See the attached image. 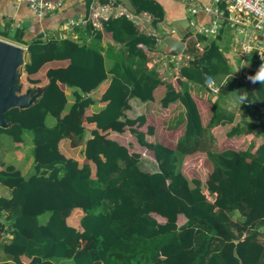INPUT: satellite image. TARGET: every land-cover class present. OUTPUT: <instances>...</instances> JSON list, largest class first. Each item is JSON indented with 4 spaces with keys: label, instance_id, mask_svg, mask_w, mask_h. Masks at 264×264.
Returning a JSON list of instances; mask_svg holds the SVG:
<instances>
[{
    "label": "trees",
    "instance_id": "obj_1",
    "mask_svg": "<svg viewBox=\"0 0 264 264\" xmlns=\"http://www.w3.org/2000/svg\"><path fill=\"white\" fill-rule=\"evenodd\" d=\"M128 2L135 11H147L160 22L165 18L160 0ZM101 26L78 30L79 42L68 37L44 39L40 32L29 36L22 28L11 32L10 25H0V36L25 47L27 64L67 60L66 66L48 68L45 76L72 88L71 103L50 126L46 124L49 112L41 100L4 114L12 124L0 128V135L9 143L20 142L24 133L32 138L31 174L24 177L13 165L1 163L0 185L9 190L7 197L0 196V216L4 214L0 244L6 258L12 264H24L23 255L32 264H264V141L245 149H217L211 130L232 122V114L215 100L203 124L188 90V82L203 85L210 77L219 83L235 71L213 43L201 52L192 48V59L179 69L185 82L179 90L166 83L160 99L162 107L174 101L183 105V118L175 122L185 120L183 132L173 148L150 142L138 130L145 116L129 117L126 110L131 98L153 100L160 79L153 68L146 67V53L138 45L151 50L155 38L138 32L124 15L110 16ZM103 32L110 34L115 45H101ZM101 53L111 60L108 69L96 64ZM249 61L252 67H245L249 80L228 78L225 93L264 108V83L250 79L260 70L254 67L255 53ZM107 74L109 84L101 95L105 105L86 117L96 125L86 149L94 164L96 185H91L90 165L66 157L58 143L69 138L71 146L82 143L85 147L83 114L94 103L89 93ZM254 126L236 123L226 136L250 132ZM126 127L151 151V169L138 153L106 137L108 131L121 133ZM195 154H203L211 164L204 179L188 178L182 171L186 157ZM75 208L83 211L81 231L66 222ZM178 216L185 218L181 225H177ZM4 229L11 235L8 242L1 235ZM81 236L92 239L90 247L79 246L76 240Z\"/></svg>",
    "mask_w": 264,
    "mask_h": 264
},
{
    "label": "crops",
    "instance_id": "obj_2",
    "mask_svg": "<svg viewBox=\"0 0 264 264\" xmlns=\"http://www.w3.org/2000/svg\"><path fill=\"white\" fill-rule=\"evenodd\" d=\"M165 6V18L163 21H159L155 16L147 11H135L133 7L130 5L128 0H118V4H121L123 7L127 9L132 14H145V17H148L147 26L155 32V35H150L155 38V42L153 48L147 49L146 53L147 60L145 62L146 67L153 68L160 79V82L153 90V100L148 101H139L136 98H131L129 100L130 107L126 110V115L129 117H136L143 115L145 116V123L139 126L138 130L144 133V137L146 140L150 142H159L165 146L173 148L176 144L177 138H171L170 132L175 131V127H169L170 129L174 128V130H168L169 132H165L160 127L159 118L164 117L171 124H174V121L180 120L183 118L184 107L179 101H174L169 103L166 107H162L160 104V99L162 98L166 83H171L176 90L181 88L183 82H185L184 77H174L175 68L186 65L190 59H192L193 55L190 50L193 48L196 52H201L203 48H206L209 44L213 43L218 51L223 55V58L227 61L228 65L235 71L236 75L225 76L220 80L219 83H216L218 87L227 85L226 91L228 89L227 79L230 77L238 75H244L245 80H249V74L245 67H252V64L249 62V57L251 54H256L255 51H250L247 56H243L240 48V44L237 40V36L240 39V35L235 31L234 27L228 24L222 25L221 31L217 36H204L201 34L196 35L198 41V48L195 47L194 43L190 42L189 46L184 45V49L181 53H173L175 55L174 58L169 60L170 55L172 53H164L163 41H159V37L168 36L167 31L169 28L174 27L175 37L183 41L185 38L190 37L193 39V35L195 34L194 28L189 24V20L192 15L189 13L187 9V5L182 0H160ZM197 3L202 5H213L214 0H195ZM88 5V4H87ZM85 6V3H77L74 0L66 1L63 9L55 14L47 15L45 17H36L27 7L25 2H19L18 0H0V25L7 27L10 25L9 31L13 32L15 28H22L25 30L26 35H34L36 33H41L44 39H59L61 37H68L70 39H74L76 41H81L82 39L79 35L80 31H75V34H71L68 36H63L64 32L60 29V24L62 20L70 15L78 14ZM114 13V12H112ZM197 23H208L211 16L198 13L195 15ZM129 19V18H128ZM176 19H181L182 22L187 23L191 29L189 31H180L173 24L172 21ZM133 22L136 30L140 32L137 28V21L135 19H129ZM136 21V22H135ZM159 21V22H158ZM67 35V34H66ZM147 35V34H146ZM163 39V38H162ZM200 39V40H199ZM85 41L89 42V36L85 37ZM108 44L115 45L110 39V34L108 32L102 33V42L101 45L106 48ZM143 45V44H139ZM138 45V46H139ZM22 46V45H21ZM24 47V46H23ZM117 47V46H116ZM140 47V46H139ZM25 48V47H24ZM143 49V48H142ZM188 49V52H186ZM100 60L98 63L99 67L109 68L111 64V60L108 59L104 53L100 54ZM257 56V54H256ZM165 60L167 62H172V68L164 66ZM162 63L161 65L159 64ZM264 62V61H263ZM68 64L67 60H52L42 64H27L25 61L19 67V84L21 88H19L20 93H24L29 88L43 87L41 94L38 97V100H41L44 106L47 108L49 112V116L46 119V124L48 126L52 125L55 121L54 117L61 113L65 107H68L72 101L71 92L72 88L65 87L63 84L57 82L54 79H47L45 76L46 70L48 68H57L63 67ZM175 64L177 65L175 67ZM163 65V66H162ZM171 68V69H169ZM171 72L173 75L168 77V73ZM237 72V73H236ZM180 75V74H179ZM38 79L39 82L37 84H31L27 81V79ZM173 78V81L171 80ZM180 79V83L178 82ZM243 79V77H242ZM110 80V74H107L106 78L93 90L89 93V96L93 99L94 103L89 105L83 114L82 125L85 127V147L84 144H77L76 146L70 145L69 138H62L58 147L62 154L66 157H72L76 159L80 164L88 163L91 167L92 175L90 176L89 182L91 185H96L94 182V164L89 160L86 149L88 148L91 142L90 131L96 129V125L94 122H88L86 120L87 116H90L93 112L98 111L105 105V102L101 100V95L107 88ZM244 80V79H243ZM172 81V82H171ZM175 81V83H174ZM188 90L198 108L200 116L202 118L203 124H206L211 115V102L217 100L220 106L227 111V113L232 114V122H227L225 124L216 125L212 128L213 134V142L214 146L221 150L224 148L231 149H245L250 143H255V146L264 141V108H254L247 103H241L235 99V96L228 93H223L221 96L217 97L215 94L210 93V91L205 87V85H199L194 82H188ZM206 93L207 99L209 101L208 109L205 108L204 105H201L200 100L202 99V95ZM225 91V90H224ZM225 91V92H226ZM198 95L196 98L195 95ZM176 116V117H175ZM204 119H207L204 121ZM182 126V131L184 127L185 120H181L180 122ZM236 123L244 126H247L248 123L255 125L253 129L246 134L239 133L232 137H227L226 132L234 126ZM247 123V124H246ZM149 127V128H148ZM151 130V131H150ZM175 133V132H174ZM134 137L132 133L129 131V127H126L125 130L121 133L108 131L106 137L115 140L120 145H123L129 150V137ZM137 144V139L134 137ZM220 144H224V146H220ZM140 145V144H139ZM32 148V138L28 133H24V137L20 142L9 143L8 139L5 135H0V170L2 169L1 163L13 165L20 173L26 177L32 173V157L30 155V151ZM130 151V150H129ZM203 159L205 156L200 154ZM209 169L210 172L212 167L210 162ZM147 166V163H146ZM9 195V190L3 185H0V196L7 197ZM83 215V211L79 208H75L71 214L66 218V222L68 225L74 227L75 229L81 231L82 228L79 224L80 217ZM3 215L0 216V222L4 221ZM156 219L159 222H164V219L158 215H155ZM237 218H240L236 214ZM40 220H45V217H40ZM185 218L183 216H178L177 225L183 224ZM2 237L6 242L9 241L11 235L7 230H3L1 232ZM76 242H78L81 248H88L91 245L92 239L85 237H78ZM20 260L24 264H32L30 263V258L26 256H21ZM0 263H10L12 262L6 258L2 250V246L0 244ZM42 262L41 264H44ZM37 264V263H34ZM46 264H52L51 262H47Z\"/></svg>",
    "mask_w": 264,
    "mask_h": 264
},
{
    "label": "built area",
    "instance_id": "obj_3",
    "mask_svg": "<svg viewBox=\"0 0 264 264\" xmlns=\"http://www.w3.org/2000/svg\"><path fill=\"white\" fill-rule=\"evenodd\" d=\"M25 2L28 9L36 17H45L61 11L68 0H18ZM77 3H86L84 8L74 15L65 17L60 29L64 32L63 36L75 34L77 30L85 29H101V22L110 16L115 17L124 15L127 18L135 19L138 30L147 35H155L146 24L148 17L142 13L139 15L132 14L118 0H74ZM186 5L192 17L189 24L194 28L195 34L193 39L187 37L183 40L185 46L194 43L198 48L196 35L217 36L222 29V25L228 24L234 27L235 31L240 35L237 40L240 44L243 56H247L250 51L257 54V62L254 67L260 69L264 66V0H214L213 5H202L195 0H182ZM114 12V13H112ZM202 13L211 16L208 23H197L195 15ZM167 31L168 36L175 37V28L171 27ZM67 34V35H66ZM163 38L159 37V41ZM177 38V37H176ZM145 52H148L144 45H139ZM170 59L175 55L169 54ZM177 78V77H176ZM205 87L211 92L218 91V85L210 77H206L204 81ZM186 161V159L184 160ZM198 161L201 158L198 157Z\"/></svg>",
    "mask_w": 264,
    "mask_h": 264
},
{
    "label": "water",
    "instance_id": "obj_4",
    "mask_svg": "<svg viewBox=\"0 0 264 264\" xmlns=\"http://www.w3.org/2000/svg\"><path fill=\"white\" fill-rule=\"evenodd\" d=\"M180 31H189L191 27L181 19L172 21ZM164 53H181L184 43L172 36H165ZM25 48L21 45L0 39V128L9 127L12 122L4 117L11 108L26 109L38 101L43 87L29 88L24 93L19 91V67L24 62ZM180 83V79H178ZM215 195L211 196L214 199Z\"/></svg>",
    "mask_w": 264,
    "mask_h": 264
},
{
    "label": "rangeland",
    "instance_id": "obj_5",
    "mask_svg": "<svg viewBox=\"0 0 264 264\" xmlns=\"http://www.w3.org/2000/svg\"><path fill=\"white\" fill-rule=\"evenodd\" d=\"M0 39L15 43L14 41L6 39V38H4L2 36H0ZM15 44L20 45L19 43H15ZM24 53H25V51H24ZM171 63L172 62H167V60H165V63L163 65L164 66L168 65L169 67L172 68V64ZM159 64L161 65L162 63L159 62ZM176 66L177 65L175 64V67ZM181 66H183V65H181ZM181 66L175 68V72H174L175 74L174 75H173V73L169 72L168 73V77H171L172 75H173V78L174 77H181L179 75V69H180ZM171 68H169V69H171ZM232 75H233V73H232ZM233 77H235V76H233ZM242 77L245 80V77H244L243 74L242 75H238L237 78H240L242 80ZM173 78L171 79L172 81H173ZM174 83H175V81H174ZM226 88H227V85H224L223 87H221V93H225ZM219 90H220V87H218V91ZM218 91L217 92H211L210 91V93L213 94V96H214V94L217 96L218 95ZM204 92L205 91H203L202 99H199V100H200L201 105L205 106V108H203V109H208L207 106L209 105V101H206L207 96H206V93H204ZM197 96L198 95L196 94L195 97L198 98ZM263 118H264V116H263ZM206 120L207 119H204V121H206ZM158 121L161 122V123H159V125L162 128V130H164L165 132H169L168 130H174V128L170 129L169 127H175V131H171L170 132V137L171 138H175L176 139L183 132L182 131V126L180 125L181 121L178 124H175L176 121H174V124H171V123H168L170 120L168 121L164 117L159 118ZM246 133H249V132H246ZM246 133H243V134H246ZM126 137L127 138L129 137V140H128L129 150L131 152L138 153L140 155V157L147 163V167L149 169H151L152 168V163H153V157H152L151 151H149V150L145 149L143 146L137 144L135 139H134V137H130V135H128V134H127ZM221 146H224V144H220L219 147H221ZM199 157L201 158V161H198V154H195L194 156L186 157V161H184V163L181 164L182 171H183L184 175H186V177L191 178V177L197 176V177H199L201 179H204L206 177L207 173L209 172L208 171L209 163L207 162L206 158L203 159V157L201 155H199Z\"/></svg>",
    "mask_w": 264,
    "mask_h": 264
},
{
    "label": "clouds",
    "instance_id": "obj_6",
    "mask_svg": "<svg viewBox=\"0 0 264 264\" xmlns=\"http://www.w3.org/2000/svg\"><path fill=\"white\" fill-rule=\"evenodd\" d=\"M250 79H251V81H252L253 83H256V82H262V83H264V66H262V67L260 68L259 72L256 74L255 77H252V78H250ZM240 99H241V100H244L245 97L241 96Z\"/></svg>",
    "mask_w": 264,
    "mask_h": 264
}]
</instances>
